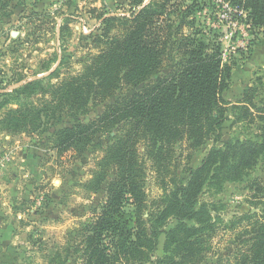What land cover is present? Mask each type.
I'll use <instances>...</instances> for the list:
<instances>
[{"label": "trees", "instance_id": "16d2710c", "mask_svg": "<svg viewBox=\"0 0 264 264\" xmlns=\"http://www.w3.org/2000/svg\"><path fill=\"white\" fill-rule=\"evenodd\" d=\"M146 1L127 0L122 14L92 9L99 32L91 34L79 71L47 86L26 80L13 93L29 98L41 90L50 99L42 95L37 106L24 103L0 115V130L32 133L43 124L77 120L115 98L94 120L52 136L58 153L71 151L78 159L98 134L110 139L84 186L97 192L105 183V201L75 246L80 264L204 263L219 223L199 195L208 183L238 180L264 155V116L258 117L260 143L216 146L228 119L222 94L231 66L222 60L218 32L196 13L216 12L218 5L214 0ZM221 1L231 8L232 20L244 14L250 30L264 29V0ZM49 76L58 79L59 67ZM149 173L161 192L152 200L146 194ZM255 185L256 195L264 193V181ZM225 228L234 230L235 247L216 264H264V212L243 215ZM162 236L164 255L152 262ZM68 250L54 251L48 264H65Z\"/></svg>", "mask_w": 264, "mask_h": 264}, {"label": "rangeland", "instance_id": "374dc122", "mask_svg": "<svg viewBox=\"0 0 264 264\" xmlns=\"http://www.w3.org/2000/svg\"><path fill=\"white\" fill-rule=\"evenodd\" d=\"M214 3L218 5L216 12L205 8L196 17L218 32L222 60L231 66L229 86L222 94L228 119L216 146L260 143L264 29L250 30L244 14L241 20H232V10L226 3ZM126 5L127 0H0V115L7 108L31 102L37 106L39 101L50 99L41 90L29 98L13 92L26 80L35 79L47 86L78 72L79 61L90 49L91 34L99 32V22L92 18L91 10L122 14ZM12 33L17 35L12 37ZM58 67L59 78H51L49 74ZM114 100L90 107L77 120L66 118L59 125L43 124L32 133L30 129L18 134L0 130V264H48L49 256L65 246L69 247L65 264H80L75 246L105 201V183L97 192L84 186L102 157L100 148L104 149L110 139L98 134L78 159L71 151L58 153L52 136L57 129L77 122L89 123ZM207 150L208 147L198 155L195 164ZM259 181H264V155L244 169L238 180H221L203 188L198 201L208 205L219 226L211 235L212 248L202 264H216L229 257L235 247L234 230L225 228L229 223L243 215L264 212V193L255 194V183ZM146 194L149 200L161 194L151 173L147 176ZM163 243L162 236L152 262L164 255Z\"/></svg>", "mask_w": 264, "mask_h": 264}, {"label": "water", "instance_id": "95a60500", "mask_svg": "<svg viewBox=\"0 0 264 264\" xmlns=\"http://www.w3.org/2000/svg\"><path fill=\"white\" fill-rule=\"evenodd\" d=\"M16 35H17L16 33H12V35H11V36H12V37H15Z\"/></svg>", "mask_w": 264, "mask_h": 264}]
</instances>
